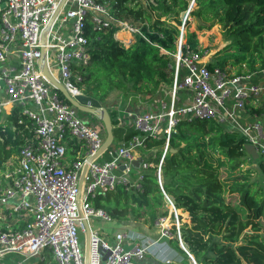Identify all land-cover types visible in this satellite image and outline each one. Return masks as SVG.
<instances>
[{
	"label": "built area",
	"instance_id": "built-area-1",
	"mask_svg": "<svg viewBox=\"0 0 264 264\" xmlns=\"http://www.w3.org/2000/svg\"><path fill=\"white\" fill-rule=\"evenodd\" d=\"M59 1L0 0V114L18 106L31 120L25 125L30 135L18 155L5 162L0 176V211L25 222L23 227L0 228V264H24L41 252L50 254L55 264H85L80 246L85 226L78 205L90 228L87 264H146L148 245L122 230L108 235L92 228L91 217L117 222L95 208L92 198L118 184L139 188L142 170L150 167L161 186L169 139L183 120L212 119L238 132L264 163V114L253 112L264 95V67L242 64L243 69L234 70L216 65L208 59V50L180 37L174 50L161 48L169 59V81L157 90L155 106L138 111L133 98L140 100L144 95L139 93L121 98L128 105L116 116V125L137 132L125 143L97 153L105 137L101 121L87 112L89 116L80 117L43 76L39 62L45 53L50 72L68 92L85 93L75 81L80 79L77 66L89 60L87 21L96 28L117 22L131 34L141 30L113 18L99 0H65L54 15ZM160 139L164 141L158 161L145 159L152 151L147 141ZM142 149L147 152L136 154ZM136 159L139 171L133 179ZM167 234L168 228L161 226V235Z\"/></svg>",
	"mask_w": 264,
	"mask_h": 264
},
{
	"label": "trees",
	"instance_id": "trees-1",
	"mask_svg": "<svg viewBox=\"0 0 264 264\" xmlns=\"http://www.w3.org/2000/svg\"><path fill=\"white\" fill-rule=\"evenodd\" d=\"M99 1L114 17L140 21L141 33L127 41L114 35L119 30L114 22L96 28L87 21L89 60L77 66L80 79L76 86L101 102L115 90L154 95L169 81V59L161 48H176L179 14L187 10L189 0H155L148 8L134 0ZM195 5L189 15L204 22L212 20L209 25L221 23L230 38L228 48L232 50L219 63L229 59L249 68L256 67V62L264 67V0H195ZM187 42L196 47L194 32L188 34ZM261 111L264 109L260 107L253 109L258 114ZM109 113L114 125L112 146L116 147L137 131L116 127V112L109 109ZM26 124L31 120L18 106L3 118L0 114V169L26 142L30 135ZM163 141L148 140L152 151L145 159L157 162ZM245 142L244 136L227 131L212 119L183 120L170 136V147L176 152L168 150L164 156L161 186L155 168L150 167L142 170L139 188L118 184L113 190L96 194L92 205L102 208L112 220L152 231L159 218L169 213L165 192L177 211L190 217V222H181L178 227L186 250L179 245L176 225L171 226L169 243L184 262L169 264H264V163L246 152ZM247 159L259 164L260 180L248 181L250 170L242 168ZM178 218L182 216L178 214ZM19 224L25 226L23 221Z\"/></svg>",
	"mask_w": 264,
	"mask_h": 264
},
{
	"label": "rangeland",
	"instance_id": "rangeland-1",
	"mask_svg": "<svg viewBox=\"0 0 264 264\" xmlns=\"http://www.w3.org/2000/svg\"><path fill=\"white\" fill-rule=\"evenodd\" d=\"M196 7L195 5V0H189V4H188V8L186 11L181 12L179 14V18L181 20L180 25H178L179 27V34L177 36V39L175 41L176 45L177 43H179V38L182 37L183 40H187L188 38V34L190 32H194L195 33V37L197 39V47L201 48L202 50H208V59L211 61H215L214 63L216 65L222 66V67H228V66H234V70H241L243 69L242 64H245L246 68H249L248 64L246 63H239V64H232L231 61L229 59H226L225 62H223V64L219 63L218 61L221 60L223 61L224 57L227 55L225 54L227 51H231V48H228V45L230 43V38L227 35L226 29L224 28V26L219 23V22H214V24L209 25L211 21H207L208 25H202L199 24L196 20L195 16H191L189 15L190 10H193ZM128 22L131 23H135L137 25H139L141 27V23L138 20H133L128 19ZM127 34L124 33V36H126ZM130 36V39H127V41L132 40V38L134 39V34L128 35ZM126 44H129V42H127ZM255 66H259L260 63L256 62L254 64ZM58 74V72H57ZM123 92H121L120 90H115L113 92H111L109 94V96L106 98V101L102 102L103 106H105L108 110L109 108L112 109V106L116 103L117 100H119L120 98H122L123 96ZM263 98L261 100H259L260 103V108L264 109V95L262 96ZM21 110V109H20ZM80 117H85V116H89V114L84 113L83 111H79L78 112ZM260 114H264V112H260ZM1 117L3 118V114H1ZM263 120V124H264V116L262 117ZM6 167V163H4L3 165V169H5ZM243 169H249L250 173H249V178L248 181L249 182H254V181H258L262 178V171L259 167V164L257 163V161H255V163L253 162H249V160L247 159V161L243 164ZM3 169H0V176H1V172ZM133 178H136V173L139 171L138 169H134L133 170ZM1 179V177H0ZM256 187V185H254ZM168 203V202H167ZM169 213L166 217H160L162 218V222L158 223L157 227H153L151 230L152 231H147L144 228H142L140 225L139 226H135L134 224H130V223H126V226H122L121 228H124L125 230L131 229L134 232L135 231H139L141 232H147V234H150V236H147L148 239L147 242L150 243H157L158 245V254H159V258L161 260V262H163V264H169L173 261H178V262H184V261H180L182 260L181 257H179V253L174 250L173 246H171V244L169 243L170 238L172 237L171 235V226L174 223L176 225L177 228V238L180 235L179 229L178 227L180 226L181 222H190V217L187 213V215L181 214V213H175L172 210V206L169 205ZM173 214L172 215V212ZM177 214H180L182 216L181 219L177 218ZM8 218V212L4 211H0V228H2L4 226V224L6 223V219ZM159 218V219H160ZM9 222V220H8ZM90 223L93 229L99 231L101 234H111L112 232L118 230V228H120L119 226H117V224L115 222H107L102 220L101 218L98 217H91L90 218ZM145 227L147 225H144ZM161 226H165L168 228V237L167 236H162L161 235ZM148 227V226H147ZM130 231V230H129ZM247 232H249V229H246ZM156 233H158V235H155ZM158 238L157 241H155ZM84 237L82 236V234H80V246L83 247L84 246ZM180 242V241H179ZM182 242V241H181ZM180 242V243H181ZM179 243V245H180ZM181 247V246H180ZM185 248V246H184ZM186 250V249H185ZM43 257V258H42ZM19 258V257H16ZM188 262V261H187ZM187 262L185 261L184 264H187ZM24 264H54L53 258L50 254H46L41 252L40 256H34L30 259H28Z\"/></svg>",
	"mask_w": 264,
	"mask_h": 264
},
{
	"label": "water",
	"instance_id": "water-1",
	"mask_svg": "<svg viewBox=\"0 0 264 264\" xmlns=\"http://www.w3.org/2000/svg\"><path fill=\"white\" fill-rule=\"evenodd\" d=\"M65 0H60L59 4L57 6V9L55 11V14H57V12L60 10V8L62 7L63 3ZM197 22L199 24L202 25H208L207 22H204L201 20V18H196ZM44 38V34H42V39ZM40 67H41V71L43 76L60 92V94L64 97V99L69 102L70 104H72L73 106H75L79 111H83V112H87V113H91L93 115H95L102 123L103 125V129L105 132V137L104 140L102 142L101 147L99 148V150L97 151V153H101L104 150H106L108 147H110L113 142H114V133H113V123H112V119L109 113V110L103 106L102 102L94 97L93 95L90 94H86V93H81V94H77L75 96H72L67 88L64 86L63 83H61L49 70L48 65H47V60H46V55L45 53L43 54L42 59L39 62ZM245 150L246 152L253 158V159H257L258 154L257 151L255 150V147L251 144H245ZM169 151L171 152H176V149L171 147L169 149ZM140 163V160L136 159L132 161V164L134 167H138ZM124 166H121V168H123ZM86 169V166H84L83 170H82V174L80 176L79 179V188L81 187V183H82V178H83V173ZM174 210V205H172ZM78 212H79V216L82 218V222L85 226V236H84V262L85 264H87V259H88V251H89V233H90V228H89V224L86 220V218L84 217L81 207L80 205H78ZM178 240L181 242V236L179 235ZM180 246L185 250L183 243H180ZM190 258L192 261H194L193 256H191L189 254ZM195 262V261H194Z\"/></svg>",
	"mask_w": 264,
	"mask_h": 264
},
{
	"label": "crops",
	"instance_id": "crops-1",
	"mask_svg": "<svg viewBox=\"0 0 264 264\" xmlns=\"http://www.w3.org/2000/svg\"><path fill=\"white\" fill-rule=\"evenodd\" d=\"M133 3H142L145 7H147L148 8V6H150V4L151 3H153V4H155L156 2H155V0H134V2ZM133 3H131V5L133 4ZM109 8V7H108ZM110 12V11H109ZM113 16V18H116V19H118L119 21H125V22H128V19H119V18H117V17H114V15H112ZM165 17H162V19H164ZM131 19V18H130ZM115 24H117L118 26H119V30H117L115 33H114V35L115 36H117V33H123L121 36H120V38H123L124 40H127V39H130L129 37L130 36H128V35H130V32L127 30V29H125V28H123L119 23H117V22H114ZM130 23V22H129ZM133 24H135V23H133ZM136 26H138V27H140L139 25H137V24H135ZM124 33L125 34H127L126 36H124ZM119 37V36H118ZM129 41H133V38H132V40H129ZM162 85H164V84H162ZM124 95V94H123ZM158 96H159V94H157V92L153 95H149V94H147V95H144V96H142L141 97V99L139 100V98L137 97V98H133V101L136 103V109L139 111V110H143V109H147V108H150V107H153V106H155V102L153 103V101L154 100H157V98H158ZM122 98H126V95L124 96V97H122ZM121 103V98L119 99V100H117L116 101V103L112 106V109H110V110H115V112H116V116H118V115H121V109H123V108H125L127 105H128V103H127V100H122V103ZM116 127H119V128H124V129H126V128H133V127H131V126H117V125H115ZM123 129V135H125V132H126V130H124ZM134 129V128H133ZM130 138H128V140H129ZM127 140V141H128ZM126 141H124V140H121V141H119L118 142V145H120V144H122V143H125ZM147 151L146 150H144V149H142V150H140V151H137V153L136 154H138V155H141V153H146ZM135 169H138L137 167H134ZM138 173V172H137ZM137 173H136V176H137ZM132 176H133V173L131 174ZM133 178V177H132ZM134 179V178H133ZM169 203V205H174L173 204V202H172V200H171V202H168ZM172 209H173V207H172ZM178 209H176L175 207H174V212L175 213H181V214H184V215H187V212H182L180 209V211H177ZM177 218H178V214H177ZM8 220H9V222H8ZM21 221H23V220H20V219H18V217H16V216H12V217H8L7 219H6V223L4 224V226L2 227V228H4L6 225H9L10 227H16V226H20V224H19V222H21ZM24 222V221H23ZM117 223V226H119L120 228H118V230H122L123 232H127V234H129L133 239H135V240H137V241H140V242H142V243H144V244H146V245H148V250H149V254L146 256V258H145V260H144V262L146 263V264H163V262H161V260L160 259H158L159 258V254H158V245H157V243L155 242V244L154 243H150L149 244V242H147V240L146 239H148V237L147 236H150V234H147V232H139L138 230L137 231H133V230H131V229H128V230H125L124 228H121L122 226H126L125 224V222H119V221H117L116 222ZM118 230H116V231H118ZM130 230V231H129ZM109 235V234H108ZM158 240V238L155 240V241H157ZM53 261H54V264H55V260L53 259Z\"/></svg>",
	"mask_w": 264,
	"mask_h": 264
},
{
	"label": "bare ground",
	"instance_id": "bare-ground-1",
	"mask_svg": "<svg viewBox=\"0 0 264 264\" xmlns=\"http://www.w3.org/2000/svg\"><path fill=\"white\" fill-rule=\"evenodd\" d=\"M122 34H123V33H117V36H119V37H120Z\"/></svg>",
	"mask_w": 264,
	"mask_h": 264
}]
</instances>
